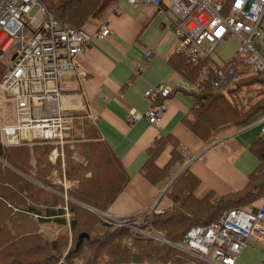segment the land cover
<instances>
[{"label": "trees", "instance_id": "16d2710c", "mask_svg": "<svg viewBox=\"0 0 264 264\" xmlns=\"http://www.w3.org/2000/svg\"><path fill=\"white\" fill-rule=\"evenodd\" d=\"M104 1L40 0L57 20L75 28L84 27ZM12 58V52L0 58V77ZM168 60L192 84L185 91L193 102L183 123L203 143H212L264 113V77L260 74L252 72L235 79L225 91L207 83L195 88L193 83L205 62L190 64L175 53ZM235 64L247 65L243 57L234 56L223 68L230 69ZM87 127L85 138L91 141L66 146L63 159L54 161L49 158L54 145L49 143L36 141L31 146L10 147L0 144V264H57L62 257L64 262L82 257L84 264H208L175 245L182 243L192 226H206L222 211L249 206L264 194V144L257 140L249 147L257 164L241 190L221 196L209 192L198 200L192 195L196 179L181 173L165 191L173 207L150 213L134 223L137 229L168 243L122 223H101L100 214L93 210L105 212L124 189L128 175L111 149L99 139L94 140L95 133L96 138L90 137L89 123ZM162 146L158 142L148 151V162L141 169L152 182L160 177L166 181V172L184 161L172 154L166 166L157 169L154 158ZM74 152L84 159V164L73 159ZM56 178L59 182H55ZM63 180L70 186L65 188ZM41 225L49 226V235ZM80 233L88 237L76 248Z\"/></svg>", "mask_w": 264, "mask_h": 264}, {"label": "crops", "instance_id": "0c3cea01", "mask_svg": "<svg viewBox=\"0 0 264 264\" xmlns=\"http://www.w3.org/2000/svg\"><path fill=\"white\" fill-rule=\"evenodd\" d=\"M167 3L168 0L161 9L148 5L138 9L121 2L117 13L113 0H105L84 26L94 32L106 24L108 35L91 42L85 52L75 57L77 70L63 73L58 81L62 106L76 115L71 136L79 137L76 125L82 123V118L87 119L97 136L94 140L99 139L111 149L128 175L124 189L100 220L104 224H125L149 212L162 213L173 207L165 191L181 173L196 179L192 195L198 200L209 192L221 196L239 191L257 164L252 166L251 160L256 157L247 153L250 145L257 140L264 144V135L255 120L218 138L220 145L213 144L217 141L203 143L184 125L193 102L185 91L192 84L168 60L177 39L171 30L174 19ZM136 63L143 64L137 76L132 74ZM80 70L86 72L83 78L78 75ZM160 82L167 83L172 93L159 123L150 125L145 119L130 123V112H142L148 106L144 90ZM78 139L55 149L64 154V148L74 147ZM158 142L163 146L154 158L157 169L164 168L172 154L184 161L166 172V181L160 177L152 182L141 169L148 162V151ZM65 182V188L70 186Z\"/></svg>", "mask_w": 264, "mask_h": 264}, {"label": "built area", "instance_id": "2783aa9c", "mask_svg": "<svg viewBox=\"0 0 264 264\" xmlns=\"http://www.w3.org/2000/svg\"><path fill=\"white\" fill-rule=\"evenodd\" d=\"M113 2L117 13L121 2L138 9L147 5L161 9L166 4V0ZM35 5L37 10L30 16ZM167 10L174 19V53L190 64L205 62L193 83L195 88L206 83L221 87L226 70L210 55L229 35L237 36L243 43L235 56L243 57L252 72L264 75V56L254 45V40L264 42V0H168ZM108 33L106 24L90 32L85 26L75 28L62 23L40 0H0V58L13 53L0 79V98H9L13 110L10 121L0 122L1 145L45 142L54 145L50 160L63 159L62 150L56 151L55 146L72 142L76 115L62 106L59 77L77 70L75 57ZM142 69L143 64L136 63L132 74L137 76ZM78 75L83 78L86 72L80 70ZM170 94L165 82L148 85L143 93L148 106L142 112H130L128 121L145 119L150 125L158 124ZM255 121L264 135V113ZM248 241L264 250V194L257 204L224 210L208 225L192 226L178 247L208 264H236Z\"/></svg>", "mask_w": 264, "mask_h": 264}, {"label": "rangeland", "instance_id": "374dc122", "mask_svg": "<svg viewBox=\"0 0 264 264\" xmlns=\"http://www.w3.org/2000/svg\"><path fill=\"white\" fill-rule=\"evenodd\" d=\"M36 10H37V5L32 7V9L29 13L30 16L33 15L36 12ZM168 12L172 16V13L170 11H168ZM242 45H243L242 41L237 36L229 35L223 41H221L217 44L215 49L211 52L210 59L213 60L217 65L224 67L237 54L239 47ZM254 45H255V48L260 52V54L264 56V42L254 40ZM6 69H5V71H6ZM225 70H226V78L223 81V83L221 84V87L219 88L222 91H225L226 90L225 87L230 86V84L233 80L239 79V78H244V77H247V76L254 73V72L252 73L251 69L247 65L245 66L242 64H238V65L235 64V66L231 67L230 69L227 68ZM5 71H4V73H5ZM260 76L264 77L263 74H260ZM1 77H0V79H1ZM77 115L81 116V114H79V113ZM12 118H13V110H12L11 100L7 97H4V99L0 98V122H7V121H10ZM76 128L79 131L78 133L80 134L79 135L80 139H78L79 137H77V138L72 137V142L70 144H67V145H72V143L76 142L75 140H77V139L80 141H83L86 139L85 133H88V132H86V130L88 128L87 127V119L82 118V123L76 125ZM89 135L91 138H96L92 129L89 130ZM217 140H215V141H217ZM216 143H218V141L213 143V144H216ZM208 144H211V143H208ZM216 145H220V143H218ZM247 153L251 154L253 157H255L251 151H248ZM72 157H73V159H75V161L82 162L83 164L85 163L84 159L78 158V156L75 152H74V154H72ZM254 159H255V161L253 160V158L251 160L252 166H253V163L255 165V163L257 162V159L256 158H254ZM150 213H152V212H149L146 215H143L141 217L148 216ZM67 216H69V214L67 212H65L64 217L68 220ZM99 217H100L99 218L100 220L104 219V217H102L101 215H99ZM141 217H138L137 220H140ZM137 220L126 221V223H128V224H124V225L129 227V229L144 232V233H142L143 235L148 236L152 239H155L158 241H162L161 239H164V238L156 236V237H158V239H157L154 237L155 235L150 233L149 231L145 232V231H141V230L137 229L134 226V223ZM114 224H117V223H114ZM67 227H68V225H67ZM41 228L42 229L44 228L47 235L50 234L48 232L50 230L48 225H41ZM145 233H147V234H145ZM68 238H69V241L72 240V236L70 234L68 235ZM162 242H164V241H162ZM199 260H201V259H199ZM263 260H264L263 248L255 242L248 241L247 244L245 245V247L242 248V250H241V252L237 258L236 264H262ZM104 263L105 262H102L100 264H104ZM57 264H84V260L82 259V257H72L68 261L64 262L63 257H62L60 259V262H58Z\"/></svg>", "mask_w": 264, "mask_h": 264}, {"label": "water", "instance_id": "95a60500", "mask_svg": "<svg viewBox=\"0 0 264 264\" xmlns=\"http://www.w3.org/2000/svg\"><path fill=\"white\" fill-rule=\"evenodd\" d=\"M86 208H88V207H86ZM88 209H90V208H88ZM93 211H95V210H93ZM95 212H98V211H95ZM100 215H102L103 217H106L107 215H106V213H104V212H98ZM122 223V222H121ZM125 224H128V223H126L125 222ZM111 225V224H110ZM88 237V235L86 234V233H80L79 235H78V238H77V242H76V244H75V247L77 248V247H79L80 246V244H81V241H82V239L83 238H87ZM162 241H164V242H166V243H168V241H166V240H164V239H161ZM175 246H177L178 247V245H175ZM179 248V247H178Z\"/></svg>", "mask_w": 264, "mask_h": 264}]
</instances>
